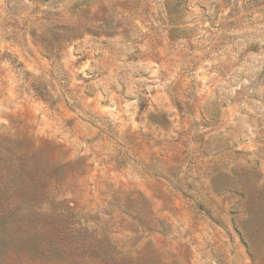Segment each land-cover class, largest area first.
I'll list each match as a JSON object with an SVG mask.
<instances>
[{
	"label": "rangeland",
	"instance_id": "rangeland-1",
	"mask_svg": "<svg viewBox=\"0 0 264 264\" xmlns=\"http://www.w3.org/2000/svg\"><path fill=\"white\" fill-rule=\"evenodd\" d=\"M0 264H264V0H0Z\"/></svg>",
	"mask_w": 264,
	"mask_h": 264
}]
</instances>
